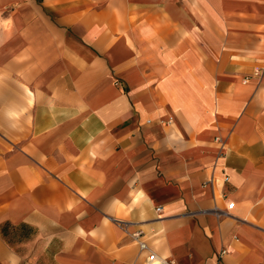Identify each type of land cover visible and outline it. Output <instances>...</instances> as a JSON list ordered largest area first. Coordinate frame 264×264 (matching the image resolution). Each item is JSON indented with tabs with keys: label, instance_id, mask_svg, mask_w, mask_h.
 Returning a JSON list of instances; mask_svg holds the SVG:
<instances>
[{
	"label": "crops",
	"instance_id": "1",
	"mask_svg": "<svg viewBox=\"0 0 264 264\" xmlns=\"http://www.w3.org/2000/svg\"><path fill=\"white\" fill-rule=\"evenodd\" d=\"M150 252L264 264V0H0V264Z\"/></svg>",
	"mask_w": 264,
	"mask_h": 264
},
{
	"label": "built area",
	"instance_id": "2",
	"mask_svg": "<svg viewBox=\"0 0 264 264\" xmlns=\"http://www.w3.org/2000/svg\"><path fill=\"white\" fill-rule=\"evenodd\" d=\"M233 207V203H230L227 205V209H231ZM157 211H160V208L156 209ZM139 234H137L136 236H138ZM139 246L141 249H146V245L143 243H139ZM225 252L221 251L219 254V257H221V255H223ZM145 264H177L174 261H170L167 259H163L159 256H157L156 254L150 252L149 255L146 258Z\"/></svg>",
	"mask_w": 264,
	"mask_h": 264
}]
</instances>
